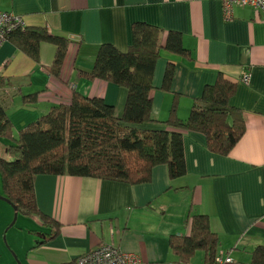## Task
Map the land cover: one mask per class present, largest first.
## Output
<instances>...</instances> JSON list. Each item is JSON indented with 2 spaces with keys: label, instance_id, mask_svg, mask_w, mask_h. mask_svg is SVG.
I'll use <instances>...</instances> for the list:
<instances>
[{
  "label": "crops",
  "instance_id": "crops-1",
  "mask_svg": "<svg viewBox=\"0 0 264 264\" xmlns=\"http://www.w3.org/2000/svg\"><path fill=\"white\" fill-rule=\"evenodd\" d=\"M0 9L20 15L26 27H45L70 39L60 79L46 69L55 51L52 44H41L38 61L10 41L0 45V104L14 135L51 106L68 103L73 91L100 96L121 115L127 90L84 72L91 70L100 44L125 51L136 21L160 27L162 41L167 31L179 32L192 56L160 52L151 91L156 119L167 118L173 93L179 94L178 115L186 118L193 98L220 72L237 82L229 103L241 110L245 123L243 136L226 156L210 152L201 133L184 131L186 173L174 179L165 164L152 167L148 181L134 184L38 174L37 206L59 227L51 236L54 226H44L37 218L35 228V219L22 220L21 230L43 235L30 243L25 264H70L100 243L116 244L157 264H177L169 236L188 233L190 213L209 217L219 250L232 258L227 264H249L251 250L264 242V24L257 13L234 6L232 18L224 20L220 0H0ZM168 62L174 64L170 91L161 88ZM33 92L35 101H23ZM11 208L4 205L0 212V241L4 226L14 225ZM10 249L14 251L0 246V259L10 263ZM202 257L197 251L186 264H202Z\"/></svg>",
  "mask_w": 264,
  "mask_h": 264
},
{
  "label": "trees",
  "instance_id": "trees-1",
  "mask_svg": "<svg viewBox=\"0 0 264 264\" xmlns=\"http://www.w3.org/2000/svg\"><path fill=\"white\" fill-rule=\"evenodd\" d=\"M162 33L156 25L133 22L128 48L122 51L111 43L100 44L91 70L84 72L89 78L127 90L121 115H116L113 104L102 97L73 91L68 103L51 106L15 136L9 116L0 104V137L9 140L7 158L0 157L3 196L17 207L19 214L34 216L44 226H54L51 236L57 233L59 224L37 206L34 182L38 174L90 176L134 184L148 181L152 167L165 164L168 177L174 179L186 173L184 131L201 133L207 149L224 156L243 136L242 112L229 103L237 82L220 72L213 83L204 85L200 95L193 98L186 118L178 115L177 93H173L167 118L154 117L151 91L160 52L192 58L179 32L167 31L164 41ZM8 36V41L34 61L39 60L42 43L52 44L55 51L46 69L60 79L70 43L68 37L51 34L45 27L26 26L12 30ZM173 74L174 64L168 62L163 90L170 91ZM2 81L0 75V86ZM36 99L37 92L23 96L25 102ZM143 124L149 125L140 127ZM186 223L187 234L169 236L175 262L189 263L197 251H202V264H215L219 237L211 230L209 217L190 213ZM249 264H264V242L251 250Z\"/></svg>",
  "mask_w": 264,
  "mask_h": 264
},
{
  "label": "built area",
  "instance_id": "built-area-1",
  "mask_svg": "<svg viewBox=\"0 0 264 264\" xmlns=\"http://www.w3.org/2000/svg\"><path fill=\"white\" fill-rule=\"evenodd\" d=\"M234 6H250L264 24V0H220L221 14L224 20L232 18ZM23 18L13 12L0 9V45L8 41L9 33L16 28H24ZM247 73L242 76L247 81ZM232 261L229 254L219 250L215 264H227ZM73 264H157L141 258L133 252H126L113 243H100L75 257Z\"/></svg>",
  "mask_w": 264,
  "mask_h": 264
},
{
  "label": "rangeland",
  "instance_id": "rangeland-1",
  "mask_svg": "<svg viewBox=\"0 0 264 264\" xmlns=\"http://www.w3.org/2000/svg\"><path fill=\"white\" fill-rule=\"evenodd\" d=\"M16 135H17V132L15 133V136ZM7 143H8V138L5 139V138L0 137V157L7 158V153L5 152ZM0 194H3L1 176H0ZM8 204L5 201L0 200V212L4 205L9 206V208H11L10 207L11 205L10 204L8 205ZM12 216H14V213ZM27 218L35 219V228H36L37 218L36 217H27ZM27 218L26 216L19 214L13 226H11L8 229H6L7 226H4V228L2 229V236H1L2 241H0V246H2L3 248H8V246H11L13 247L14 251L10 249L11 255H12V257L10 258L11 259L10 263L2 258L0 259V264H25V262H28L26 261V258L29 259L31 256V252H30L31 250H28L30 249L32 245L30 243H32L35 239L36 240L39 239V237H43V235H40V233L36 231L27 233L26 230L24 231L20 229V226L23 225L22 220H28ZM12 220H13V217L11 221ZM30 225H33V223L31 222ZM4 230H6L5 233H4ZM198 252L199 254H201V251H198Z\"/></svg>",
  "mask_w": 264,
  "mask_h": 264
},
{
  "label": "water",
  "instance_id": "water-1",
  "mask_svg": "<svg viewBox=\"0 0 264 264\" xmlns=\"http://www.w3.org/2000/svg\"><path fill=\"white\" fill-rule=\"evenodd\" d=\"M0 199H2V200H4V201H6L7 203H9V200L6 199L4 196H1V195H0ZM9 204H10V203H9ZM10 205L12 206V208H13V213H14L13 220L11 221V224H10V225H13V224L15 223V220H16V217H17V214H18V209H17V207H16L15 205H12V204H10Z\"/></svg>",
  "mask_w": 264,
  "mask_h": 264
},
{
  "label": "bare ground",
  "instance_id": "bare-ground-1",
  "mask_svg": "<svg viewBox=\"0 0 264 264\" xmlns=\"http://www.w3.org/2000/svg\"><path fill=\"white\" fill-rule=\"evenodd\" d=\"M250 7V6H249ZM247 76H248V74H247ZM249 79V76H248V78H247V80ZM2 196V195H1ZM17 215H19V213L17 214Z\"/></svg>",
  "mask_w": 264,
  "mask_h": 264
}]
</instances>
